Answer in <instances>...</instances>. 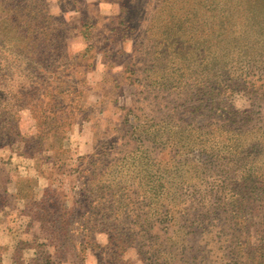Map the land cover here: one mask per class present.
Returning <instances> with one entry per match:
<instances>
[{"label":"rangeland","instance_id":"rangeland-1","mask_svg":"<svg viewBox=\"0 0 264 264\" xmlns=\"http://www.w3.org/2000/svg\"><path fill=\"white\" fill-rule=\"evenodd\" d=\"M160 1L0 0L19 140L66 107L42 91L76 92L64 134L0 146V264H247L228 202L257 244L264 198L238 185L264 184V0H188L166 20L186 43L146 31Z\"/></svg>","mask_w":264,"mask_h":264},{"label":"trees","instance_id":"trees-1","mask_svg":"<svg viewBox=\"0 0 264 264\" xmlns=\"http://www.w3.org/2000/svg\"><path fill=\"white\" fill-rule=\"evenodd\" d=\"M196 2L195 8L198 10H201L202 8V0H193ZM187 6H189L188 4V0H181L180 2L178 0H173L172 3L169 4V0H161L158 5H156L155 8L156 11L154 13V16L151 19L150 22V26L147 28V32L152 31L154 32L155 35H158V41L160 40L161 42L163 41H168L167 37L163 38L162 36L164 35V28H166L167 26L170 27H174L177 29H181L182 32L178 33V35L176 36L175 39H177L178 41L182 42V43H186L185 40H182L183 37H185L187 35V33H185L186 31L184 30V25L183 23H179L178 26H176V24H172V23H166V20L169 21H174L175 18H180L179 16H177V13L179 12V10H183L185 9ZM165 12L167 15L166 16H161V13ZM197 12H193L192 15L196 16ZM163 15V14H162ZM186 16H188V14H186ZM161 17L163 18L162 20V24L158 23V19L161 22ZM176 26V27H175ZM161 32L159 33V29H161ZM159 35L162 37L159 39ZM195 37V36H194ZM173 39V38H172ZM178 43V42H176ZM167 47H171V45H168ZM160 50V49H159ZM158 50V51H159ZM161 52V51H160ZM259 79H257L258 81ZM263 80V79H261ZM247 87H251L253 89V87L255 86L254 82L253 83H246ZM246 85H244V88H246ZM259 88L264 86V82H262V84L258 85ZM34 94H37L34 93ZM214 93H210L209 97H207L208 103H213V97L218 95H213ZM42 96H48L51 99L54 100H61L63 102H65L66 107L64 109V107H60L58 110L60 111L59 115L53 117V118H49V117H44L43 121H40L39 119L37 120V134L32 137L30 136L26 141H21L19 140L20 138H22L20 136L19 133V129L17 126V121L15 116H12L10 118H2V116L0 117V140H4V143H0V146H8L10 148H12L15 152H18L17 154L20 155H24L25 153L23 152V147L26 145V143L28 142H32V140L35 142V145L33 148H35L37 145L38 146H42V143L46 140V138L50 135V134H54V133H61L64 134L65 131L63 130L65 127L69 128L70 123L67 122V119L69 118V116L71 115L72 111H73V106H74V102L76 101V92L73 91H69L65 88V86H59L56 88H52V89H45L44 91H42ZM214 107V106H213ZM7 110H10L13 113L16 114V111H20L23 108H26L24 106L21 105H5V107ZM215 109H219V107H216ZM55 118V119H54ZM48 119V121H46ZM19 143V145H17ZM21 144V145H20ZM18 150H21L20 152ZM244 172H247L244 170ZM240 178L243 180V182H245L246 180H248L249 175L245 174V173H241L240 174ZM259 178L257 177L256 180H250L249 183L250 185H245V184H239V190H246V189H256L258 188V191L261 193V195H263L264 198V184L261 183L259 180ZM263 186V187H262ZM238 190V191H239ZM247 198H245L244 193H242L241 195L237 194V196L235 197V199L230 200L228 203L231 204L233 203L231 209H233L234 213L232 215V220H233V232H232V238L234 239V247L232 251V254L236 253V257H238V255H243V254H247V264H264V216L262 217V227H263V233L259 236L257 244L255 245H249L248 243H246V238L249 236L247 235V231H243L242 229L245 228V220L243 219V213H244V208L245 206L244 204V200H246ZM203 208V207H202ZM263 209H264V202H263ZM206 214V213H204ZM207 217V216H206ZM241 237H245V238H241ZM186 238V237H185ZM242 239V240H241ZM188 239L185 240V243L187 244ZM246 243V244H244ZM248 244V245H247ZM187 248V246H183L182 250H180V252H184V249ZM196 252V251H195ZM194 252V253H195ZM193 254V252H191ZM180 255L182 253H179ZM238 254V255H237ZM188 256V255H187ZM195 257V256H194ZM191 258H193V256H191Z\"/></svg>","mask_w":264,"mask_h":264}]
</instances>
